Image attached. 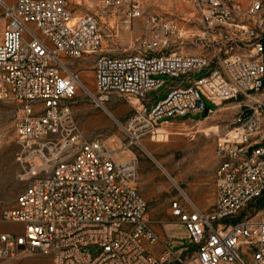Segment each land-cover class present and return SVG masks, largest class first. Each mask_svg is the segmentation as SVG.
Instances as JSON below:
<instances>
[{
	"label": "built area",
	"instance_id": "2783aa9c",
	"mask_svg": "<svg viewBox=\"0 0 264 264\" xmlns=\"http://www.w3.org/2000/svg\"><path fill=\"white\" fill-rule=\"evenodd\" d=\"M97 1L104 14H142L140 0ZM189 1L219 47L206 54L158 49L175 29L168 24L144 52L100 54L94 93L70 60L101 51L100 16H76L68 0L0 1V100L20 104L23 184L1 211L2 221L23 229L0 231V259L51 253L53 264H264V215L251 213L264 193V0ZM79 86L100 104L114 95L137 101L123 126L130 142L113 147V140L85 137L71 105ZM161 88L164 98L150 95ZM230 106L234 116L215 140L213 205L201 209L184 192L171 203L194 252L167 246L156 256L139 160L119 155L159 126Z\"/></svg>",
	"mask_w": 264,
	"mask_h": 264
},
{
	"label": "rangeland",
	"instance_id": "374dc122",
	"mask_svg": "<svg viewBox=\"0 0 264 264\" xmlns=\"http://www.w3.org/2000/svg\"><path fill=\"white\" fill-rule=\"evenodd\" d=\"M68 1L76 16L95 13L101 17V51L70 60L84 86L92 93L95 90L94 65L100 54L118 56L144 52L147 42L154 34H162L168 24L175 29L170 35H164L166 44L158 47L165 52L206 54L221 42L219 37L203 33L205 28L189 0H140L142 14L135 18L123 12L104 14L97 0ZM86 88L79 86L71 101L74 120L85 137L113 140V147L130 142L123 126L135 111L137 101L114 95L110 101L100 104ZM150 95H157L158 100L164 98L167 91L161 88ZM19 107L14 100H0V231L15 233L22 231V224L2 221L1 211L12 206L23 189L17 178L19 144L15 122ZM235 111L233 106L223 107L206 118L191 113L187 119L179 118L168 127L159 126L161 130L133 140L130 148L120 153L123 158L135 154L139 160L140 189L147 202L150 224L158 235V243L152 251L156 256H161L167 246L184 249L188 256L193 254L185 227L172 215L171 203L184 192L201 209L211 208L219 166L215 140L227 129ZM251 207V213L264 215V193ZM0 264H53V258L51 253H27L0 259Z\"/></svg>",
	"mask_w": 264,
	"mask_h": 264
},
{
	"label": "crops",
	"instance_id": "0c3cea01",
	"mask_svg": "<svg viewBox=\"0 0 264 264\" xmlns=\"http://www.w3.org/2000/svg\"><path fill=\"white\" fill-rule=\"evenodd\" d=\"M2 27H3V23H0V28H1V30H2ZM0 30V31H1ZM139 190H140V193L143 195V193L141 192V189H140V184H139ZM143 197H144V195H143ZM145 198V197H144ZM204 210H206V209H204Z\"/></svg>",
	"mask_w": 264,
	"mask_h": 264
},
{
	"label": "bare ground",
	"instance_id": "6f19581e",
	"mask_svg": "<svg viewBox=\"0 0 264 264\" xmlns=\"http://www.w3.org/2000/svg\"><path fill=\"white\" fill-rule=\"evenodd\" d=\"M161 130L160 128L156 129L155 131Z\"/></svg>",
	"mask_w": 264,
	"mask_h": 264
}]
</instances>
